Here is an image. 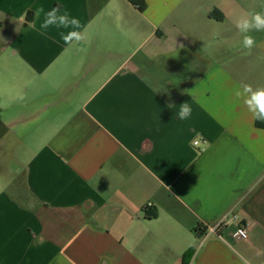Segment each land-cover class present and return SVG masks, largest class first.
Returning <instances> with one entry per match:
<instances>
[{
  "label": "crops",
  "instance_id": "obj_1",
  "mask_svg": "<svg viewBox=\"0 0 264 264\" xmlns=\"http://www.w3.org/2000/svg\"><path fill=\"white\" fill-rule=\"evenodd\" d=\"M40 5L86 39L41 31ZM255 13L264 0H0V264H264V125L237 96L264 87V47L235 26Z\"/></svg>",
  "mask_w": 264,
  "mask_h": 264
},
{
  "label": "clouds",
  "instance_id": "obj_2",
  "mask_svg": "<svg viewBox=\"0 0 264 264\" xmlns=\"http://www.w3.org/2000/svg\"><path fill=\"white\" fill-rule=\"evenodd\" d=\"M27 13H25V16ZM43 20L40 24V30L47 32L50 28L56 29H71L70 31L60 32V38L65 45L72 46L74 43H80L86 39V31H81V21L77 17L70 16L67 9L61 6L52 7L50 10L40 5L35 9L34 17ZM31 26V23H30ZM235 26L238 32L242 35V46L250 53L254 47H264V41H257V39L250 35L252 31L264 32V14L255 13L248 17H241L235 21ZM237 96H243L244 103L248 110L253 114L255 120L264 122V87L252 88L251 85H243L242 91L237 92ZM20 101L26 99L23 93L18 94ZM181 121L187 120L192 115V108L189 103L185 102L180 105L179 111L176 114Z\"/></svg>",
  "mask_w": 264,
  "mask_h": 264
},
{
  "label": "built area",
  "instance_id": "obj_3",
  "mask_svg": "<svg viewBox=\"0 0 264 264\" xmlns=\"http://www.w3.org/2000/svg\"><path fill=\"white\" fill-rule=\"evenodd\" d=\"M198 145V141H194L193 142V146H197ZM151 205L148 203L145 206V209L149 208ZM236 217L235 216H224L223 218H221L218 222H216L215 224L208 226L204 229V236H213V237H219L218 235V231L223 228L224 226H226L229 222L235 221ZM235 236L236 238L239 239H246L247 238V228L245 224H239L236 228L235 231Z\"/></svg>",
  "mask_w": 264,
  "mask_h": 264
},
{
  "label": "trees",
  "instance_id": "obj_4",
  "mask_svg": "<svg viewBox=\"0 0 264 264\" xmlns=\"http://www.w3.org/2000/svg\"><path fill=\"white\" fill-rule=\"evenodd\" d=\"M255 124L258 126V127H262L264 125V122H261L259 120H256L255 121ZM150 216V214H148Z\"/></svg>",
  "mask_w": 264,
  "mask_h": 264
},
{
  "label": "rangeland",
  "instance_id": "obj_5",
  "mask_svg": "<svg viewBox=\"0 0 264 264\" xmlns=\"http://www.w3.org/2000/svg\"><path fill=\"white\" fill-rule=\"evenodd\" d=\"M1 173V172H0Z\"/></svg>",
  "mask_w": 264,
  "mask_h": 264
}]
</instances>
